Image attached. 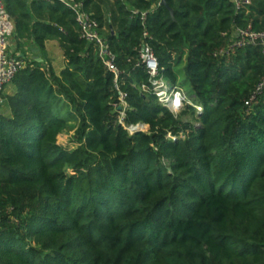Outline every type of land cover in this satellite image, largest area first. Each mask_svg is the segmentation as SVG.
I'll return each mask as SVG.
<instances>
[{"label": "trees", "instance_id": "trees-1", "mask_svg": "<svg viewBox=\"0 0 264 264\" xmlns=\"http://www.w3.org/2000/svg\"><path fill=\"white\" fill-rule=\"evenodd\" d=\"M3 1L13 39L42 61L18 71L0 115V264H264V56L235 47L237 31L264 30V0H73L117 78L72 10ZM46 41L63 53L58 75ZM144 45L154 79L194 107L158 102Z\"/></svg>", "mask_w": 264, "mask_h": 264}, {"label": "built area", "instance_id": "built-area-1", "mask_svg": "<svg viewBox=\"0 0 264 264\" xmlns=\"http://www.w3.org/2000/svg\"><path fill=\"white\" fill-rule=\"evenodd\" d=\"M35 1H45L51 2L53 0H35ZM63 4L76 14V22L79 27L80 36L87 43L91 44L98 54L100 61L107 71L112 73L116 78L118 76V71L113 64V56L110 49L104 39L99 34L98 24L90 16L81 11V5L75 4L73 0H55ZM236 8L242 5H248L250 2L248 0H233ZM14 24L10 16L8 15L4 1L0 0V115L2 106L4 103V88L12 82L16 74L20 69L24 67L23 61L17 57L13 56L9 52V43L13 37ZM236 43L235 47L243 48L246 46H255L260 49L261 54L264 56V30L260 32H252L250 30L237 31L236 32ZM141 63L148 70L153 80L151 81L152 91L154 92L158 102L168 109L171 113L178 110H182L183 107L194 105L185 99L183 92L178 89L168 88L162 80L154 79L157 75V61L153 56L152 52L148 46L144 45L140 53ZM159 81L162 84H158ZM264 86V77L262 83L257 87V92ZM156 88L162 89L163 91H156ZM256 92V93H257ZM254 100V96L250 99L248 104H251ZM122 106H125L124 103ZM196 110L201 108L195 107ZM119 113L123 116V112ZM133 128V127H129ZM139 131V127L135 126L132 133Z\"/></svg>", "mask_w": 264, "mask_h": 264}, {"label": "crops", "instance_id": "crops-1", "mask_svg": "<svg viewBox=\"0 0 264 264\" xmlns=\"http://www.w3.org/2000/svg\"><path fill=\"white\" fill-rule=\"evenodd\" d=\"M44 49H45L46 60L49 61L51 68L58 75L65 65L63 53L59 47L58 42L46 41L44 43ZM9 52L11 55L19 57L24 64L26 63V61H28V59L36 62L42 61L41 54L35 48L34 44L29 40L16 41L12 37L9 43ZM15 93H16V88L12 83L8 84L4 88V94H3L4 103L1 112L6 117L10 116V111L6 102V98L13 96Z\"/></svg>", "mask_w": 264, "mask_h": 264}, {"label": "rangeland", "instance_id": "rangeland-1", "mask_svg": "<svg viewBox=\"0 0 264 264\" xmlns=\"http://www.w3.org/2000/svg\"><path fill=\"white\" fill-rule=\"evenodd\" d=\"M158 84H162L160 81ZM156 91H163L162 89H158L156 88ZM182 110H178L176 112H173V114L175 116H178L180 114ZM196 112H198L196 110ZM1 114H3L1 112ZM184 120H190V117H184ZM77 126V125H76ZM139 127V131L140 132H146L147 130V127L146 126H143V125H138ZM135 128V127H133ZM133 128H126L130 134H132V131H133ZM76 131V127L74 126V128L72 130H68V131H65L64 133H62L59 137H58V144L63 147L64 149H67V150H73L75 149L76 147V143H75V139H74V133Z\"/></svg>", "mask_w": 264, "mask_h": 264}, {"label": "water", "instance_id": "water-1", "mask_svg": "<svg viewBox=\"0 0 264 264\" xmlns=\"http://www.w3.org/2000/svg\"><path fill=\"white\" fill-rule=\"evenodd\" d=\"M161 4L163 5V6H166V1L165 0H161ZM169 12H170V14H172V11L169 9Z\"/></svg>", "mask_w": 264, "mask_h": 264}, {"label": "bare ground", "instance_id": "bare-ground-1", "mask_svg": "<svg viewBox=\"0 0 264 264\" xmlns=\"http://www.w3.org/2000/svg\"><path fill=\"white\" fill-rule=\"evenodd\" d=\"M198 112L200 111V109L197 110Z\"/></svg>", "mask_w": 264, "mask_h": 264}]
</instances>
